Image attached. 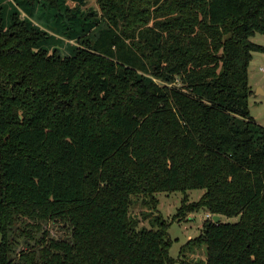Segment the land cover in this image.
I'll use <instances>...</instances> for the list:
<instances>
[{
  "label": "trees",
  "instance_id": "obj_1",
  "mask_svg": "<svg viewBox=\"0 0 264 264\" xmlns=\"http://www.w3.org/2000/svg\"><path fill=\"white\" fill-rule=\"evenodd\" d=\"M2 8L0 264H177L154 194L194 189L175 216L211 217L180 253L264 264V127L247 73L264 0H96L98 32L64 56L15 11L4 28ZM137 198L149 229L129 213ZM20 219L69 220L73 241L43 237L15 261Z\"/></svg>",
  "mask_w": 264,
  "mask_h": 264
},
{
  "label": "rangeland",
  "instance_id": "obj_2",
  "mask_svg": "<svg viewBox=\"0 0 264 264\" xmlns=\"http://www.w3.org/2000/svg\"><path fill=\"white\" fill-rule=\"evenodd\" d=\"M3 6V26L7 28L10 23V15L15 11L20 14V18L29 22L33 27L47 32V40L40 43V47L48 49L50 52L57 50L62 56L73 53V48L78 47L77 41L81 40L88 32V38L98 32L97 19L98 9L96 0H55L54 4L47 1H37L32 6L26 5L19 0H0ZM90 32V33H89ZM85 33V34H86ZM252 43L264 46V36L255 33L250 38ZM252 60L248 67L249 85L253 94L248 99V110L254 122L264 127V74L260 68H264V52L252 54ZM203 194V190H189L182 193L179 191L158 192L154 196L159 204L153 216L159 215L169 224L167 234L172 243L169 251L170 256L177 259V264H204L206 250L203 246L185 249L183 254L179 249L190 239L197 237L202 225L208 217L204 211L188 214L186 217L177 218L175 213L182 204L196 202ZM184 197L187 198L184 201ZM133 203L129 209L130 215L137 218L138 226L151 228L150 218L142 216L145 211L139 198L132 199ZM152 216V217H153ZM21 219L17 222L9 238H11V257L15 261L19 258L21 250H26L36 246V241L46 237V241L55 240L65 244L73 241V227L70 221L50 220L48 222L32 223V221ZM237 217L229 218L222 216L221 222H236ZM28 224H39V228H27L29 237L20 232L26 229Z\"/></svg>",
  "mask_w": 264,
  "mask_h": 264
},
{
  "label": "water",
  "instance_id": "obj_3",
  "mask_svg": "<svg viewBox=\"0 0 264 264\" xmlns=\"http://www.w3.org/2000/svg\"><path fill=\"white\" fill-rule=\"evenodd\" d=\"M213 221L214 222H219L220 221V216H218V215H215V216H213Z\"/></svg>",
  "mask_w": 264,
  "mask_h": 264
},
{
  "label": "built area",
  "instance_id": "obj_4",
  "mask_svg": "<svg viewBox=\"0 0 264 264\" xmlns=\"http://www.w3.org/2000/svg\"><path fill=\"white\" fill-rule=\"evenodd\" d=\"M261 72L264 74V68H260Z\"/></svg>",
  "mask_w": 264,
  "mask_h": 264
},
{
  "label": "crops",
  "instance_id": "obj_5",
  "mask_svg": "<svg viewBox=\"0 0 264 264\" xmlns=\"http://www.w3.org/2000/svg\"><path fill=\"white\" fill-rule=\"evenodd\" d=\"M261 71V70H260ZM220 219H221V217H220Z\"/></svg>",
  "mask_w": 264,
  "mask_h": 264
}]
</instances>
